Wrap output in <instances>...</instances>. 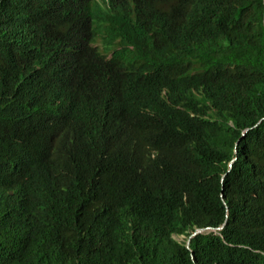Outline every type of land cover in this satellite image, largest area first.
<instances>
[{
	"label": "trees",
	"instance_id": "obj_1",
	"mask_svg": "<svg viewBox=\"0 0 264 264\" xmlns=\"http://www.w3.org/2000/svg\"><path fill=\"white\" fill-rule=\"evenodd\" d=\"M52 1L0 0V264H264V0Z\"/></svg>",
	"mask_w": 264,
	"mask_h": 264
},
{
	"label": "clouds",
	"instance_id": "obj_2",
	"mask_svg": "<svg viewBox=\"0 0 264 264\" xmlns=\"http://www.w3.org/2000/svg\"><path fill=\"white\" fill-rule=\"evenodd\" d=\"M127 0H53L51 7L57 13H70L86 18H91L95 13L101 14L106 12L109 14H117L118 16L126 13L123 4ZM133 3L134 0H128ZM113 48V47H112ZM111 48V49H112ZM110 49V50H111ZM112 51H109L108 57L111 56Z\"/></svg>",
	"mask_w": 264,
	"mask_h": 264
},
{
	"label": "water",
	"instance_id": "obj_3",
	"mask_svg": "<svg viewBox=\"0 0 264 264\" xmlns=\"http://www.w3.org/2000/svg\"><path fill=\"white\" fill-rule=\"evenodd\" d=\"M263 23H264V14H263ZM246 129V128H245ZM244 129V130H245ZM222 227V224L216 228H212V227H197L192 233L191 235L188 237L187 241H186V245L189 246V238H191L193 235H195L196 233L205 231V230H211V229H219Z\"/></svg>",
	"mask_w": 264,
	"mask_h": 264
},
{
	"label": "rangeland",
	"instance_id": "obj_4",
	"mask_svg": "<svg viewBox=\"0 0 264 264\" xmlns=\"http://www.w3.org/2000/svg\"><path fill=\"white\" fill-rule=\"evenodd\" d=\"M176 238L179 239V240L183 239L182 236H176Z\"/></svg>",
	"mask_w": 264,
	"mask_h": 264
}]
</instances>
